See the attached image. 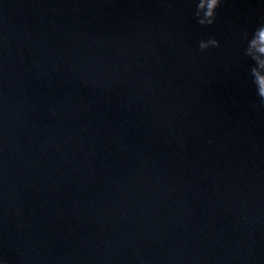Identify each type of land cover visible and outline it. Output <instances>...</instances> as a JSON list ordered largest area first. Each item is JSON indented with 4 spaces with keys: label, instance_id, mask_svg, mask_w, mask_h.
Listing matches in <instances>:
<instances>
[{
    "label": "water",
    "instance_id": "1",
    "mask_svg": "<svg viewBox=\"0 0 264 264\" xmlns=\"http://www.w3.org/2000/svg\"><path fill=\"white\" fill-rule=\"evenodd\" d=\"M0 264H264V0H0Z\"/></svg>",
    "mask_w": 264,
    "mask_h": 264
}]
</instances>
